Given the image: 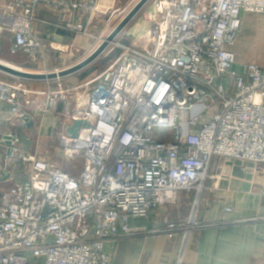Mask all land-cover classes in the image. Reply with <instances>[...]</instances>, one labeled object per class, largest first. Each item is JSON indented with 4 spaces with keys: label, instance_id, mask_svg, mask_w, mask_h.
<instances>
[{
    "label": "built area",
    "instance_id": "1",
    "mask_svg": "<svg viewBox=\"0 0 264 264\" xmlns=\"http://www.w3.org/2000/svg\"><path fill=\"white\" fill-rule=\"evenodd\" d=\"M149 3L141 11L149 20L145 43L117 44L121 53L98 76L71 87L56 79L47 92L43 113H59L63 104L61 153L81 164L77 174L25 154L21 136L7 134V158L20 157L28 178L0 184V264H111L109 244L140 234L130 220L178 206L184 192L201 194L216 158L264 168V69L249 64L239 73L231 49L243 13L264 14V0ZM41 9L58 22L40 19ZM130 10L114 9L105 26ZM97 13L95 0H0V40L9 35L8 54L39 63L50 48L36 23L96 38ZM29 94L23 83L0 79V104L24 125L35 123ZM76 120L87 127L73 138L66 128ZM198 206L154 231L182 234L180 260L196 232L255 221L205 222Z\"/></svg>",
    "mask_w": 264,
    "mask_h": 264
},
{
    "label": "crops",
    "instance_id": "2",
    "mask_svg": "<svg viewBox=\"0 0 264 264\" xmlns=\"http://www.w3.org/2000/svg\"><path fill=\"white\" fill-rule=\"evenodd\" d=\"M95 1L98 13L91 31L96 38L72 35L44 22L36 23L35 30L44 38L46 47L50 48L43 64L52 59L57 60L59 56L71 51L87 49V42L89 39H97L96 33L104 28L111 11L119 7L132 9L139 0ZM243 14L241 29L235 46L231 49L236 54L235 69L245 74L249 64H258L264 69V14ZM39 18L55 24L59 17L47 9H41ZM8 38L9 35L0 40V51L3 54H8ZM49 44L53 47H49ZM55 44L65 46L67 50H61ZM61 81L65 87H71L66 85V77L61 78ZM226 85H231L229 80H226ZM24 86L30 91L31 120L35 123L31 125L29 121L24 125L10 113L7 106L0 104V143L7 134L17 133L22 139H27V144L32 141L35 144L34 152L28 148L30 155L46 157L59 167L77 174L78 171L70 169L61 153L59 122L64 118L63 104L60 103L59 113H43L47 104V92L57 87V80L36 81L35 84L25 83ZM53 139L58 142L51 143ZM7 156V147L0 146V167H4L7 162L4 174L0 176V184L6 185L10 179H27L28 174L23 170L21 158L8 159ZM213 161L210 171L212 177L207 180L206 188L201 194L184 192L178 206H162L150 211L148 217L130 220V227L140 234L109 244L111 264H264V168L241 161L217 158ZM195 202L199 205L198 218L205 222L218 223L245 218L255 221L196 232L183 254V260H180L184 244L182 234L168 237L154 231L169 221L186 220L193 211ZM228 207L232 209L231 212L226 211Z\"/></svg>",
    "mask_w": 264,
    "mask_h": 264
},
{
    "label": "rangeland",
    "instance_id": "3",
    "mask_svg": "<svg viewBox=\"0 0 264 264\" xmlns=\"http://www.w3.org/2000/svg\"><path fill=\"white\" fill-rule=\"evenodd\" d=\"M154 7H152V2L148 4L147 8L148 10H153ZM121 21L118 20L114 23H112L110 26H104L103 29H101L100 32L96 33L97 39H89V41L87 42V46L85 50L80 49L79 51H71L63 56H59V58L57 60H50L49 62L43 64H34V62H32L27 56L21 54L18 56H10L8 54H3L2 51H0V60L3 61H7L11 64H14L16 66H19L21 68H23L24 70L27 71H31V72H57L66 68H69L79 62H81L82 60L86 59L91 53H93L97 47L103 43L100 38H106L111 32L112 30L117 27V25L120 23ZM139 22H141V27L144 29L142 34H146L148 32L149 29V20H148V16L147 13H143L141 12L127 27L126 29L120 34V36L115 40L116 44H112L96 61H94L91 65H89L88 67H86L85 69H83L82 71H79L77 73H75V75L68 77L66 76V85H70V86H77L80 85L82 83H85L89 80H91L92 78H95L96 76H98L101 72H103L108 66L109 64L116 60V58L119 56V54L121 53V47L118 46L117 44H122V45H129L131 43H135V41L138 39V34L135 32L134 33V28L139 27L138 24ZM142 41L145 43L146 39L142 38ZM142 42V43H143ZM2 46V45H1ZM8 47V46H7ZM112 49V51H110ZM67 50V48H66ZM9 78L10 80H14L16 82H21L23 84H35L36 81L33 80H19V79H13L3 73L0 72V79H7ZM65 78V77H63ZM68 78V79H67ZM63 82V81H62ZM162 132V131H161ZM22 139V137H21ZM27 140V139H25ZM24 139L21 141V147H22V151L25 154L30 155V153H28L27 151L33 150V152L35 151V148L33 147L35 144L33 143V141L31 143H26ZM58 140H51V143H57ZM33 147V148H32ZM29 148V149H28ZM40 158H45L46 157H41L38 156ZM70 166V169L73 171H79L80 165L77 163H73V164H68ZM26 175V174H25ZM6 185H3L2 187H5Z\"/></svg>",
    "mask_w": 264,
    "mask_h": 264
},
{
    "label": "water",
    "instance_id": "4",
    "mask_svg": "<svg viewBox=\"0 0 264 264\" xmlns=\"http://www.w3.org/2000/svg\"><path fill=\"white\" fill-rule=\"evenodd\" d=\"M150 2V0H139L135 6L129 11V13L121 20V22L115 27L112 32L102 41L97 49L91 53L86 59L81 62L60 70L58 72H31L24 70L23 68H17L12 65H9L0 60V72L13 78L19 80H33V81H45V80H56L66 77L71 74H75L79 71H82L94 61H96L119 37V35L126 29V27L140 14V12L145 8V6ZM82 127H87V122L82 120H76L74 125L66 128L67 135L76 138L79 135L80 129ZM5 140H2L0 146L3 144L10 145L11 137L4 136ZM8 173L6 172V176Z\"/></svg>",
    "mask_w": 264,
    "mask_h": 264
},
{
    "label": "bare ground",
    "instance_id": "5",
    "mask_svg": "<svg viewBox=\"0 0 264 264\" xmlns=\"http://www.w3.org/2000/svg\"><path fill=\"white\" fill-rule=\"evenodd\" d=\"M141 25V22H139V24H138V26L139 27H137V28H134V33L136 32L138 35V39L135 41V44H139V43H142L143 41H142V38H146V34L144 35V34H142V32H143V28L140 26ZM105 39V38H104ZM115 44H116V42H114ZM55 47H57V48H59V49H61V50H66V47L65 46H61V45H59V44H55ZM65 47V48H64ZM2 62H5V63H7V64H9V65H12V66H14V67H17V68H21V67H19V66H16V65H14V64H11V63H9V62H7V61H3V60H1ZM58 72V71H57ZM83 96V95H82ZM82 99H84L85 101H86V97L85 96H83V97H81ZM84 100H82L83 102H84Z\"/></svg>",
    "mask_w": 264,
    "mask_h": 264
}]
</instances>
